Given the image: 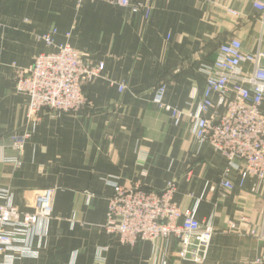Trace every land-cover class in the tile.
Wrapping results in <instances>:
<instances>
[{
    "label": "crops",
    "instance_id": "0c3cea01",
    "mask_svg": "<svg viewBox=\"0 0 264 264\" xmlns=\"http://www.w3.org/2000/svg\"><path fill=\"white\" fill-rule=\"evenodd\" d=\"M222 1L244 18L232 22L200 0H153L147 21L91 0H0V187L11 188L22 212L32 211L25 193L55 189L51 219L30 237L32 255L12 264H96L104 246V264H190L179 257L173 237L119 246L104 229L115 185L159 192L170 182L176 184L174 203L195 209L199 222L216 229L205 264H249L264 255V241L249 234L263 229L264 183L246 178L240 186L239 174L231 172L234 188L222 192L217 186L225 158L152 103L163 83L165 104L195 108L205 88L198 68L219 44L238 38L245 52L257 50L261 27L251 0ZM51 31L54 46L47 47L39 36ZM66 43L103 65L101 77L84 88L92 109L43 111L29 119L14 68H27L34 57ZM13 136H27L17 170L1 161L14 155ZM230 223L235 230H228ZM11 256H0V263Z\"/></svg>",
    "mask_w": 264,
    "mask_h": 264
},
{
    "label": "built area",
    "instance_id": "2783aa9c",
    "mask_svg": "<svg viewBox=\"0 0 264 264\" xmlns=\"http://www.w3.org/2000/svg\"><path fill=\"white\" fill-rule=\"evenodd\" d=\"M84 0H78V3ZM128 10L133 15L149 20L153 0H91ZM221 9L228 19L237 22L244 18L241 10L222 0H200ZM239 2L241 0H233ZM259 15L261 27L258 48L245 52L238 38L222 42L211 61H204L198 73L204 78L205 88L201 102L186 111L164 102L166 86L160 83L153 93L152 103L168 114L175 127L188 126L189 133L199 143L208 144L227 162L223 178L218 184L222 192L234 188L228 175L237 172L240 186L246 178H257L264 183V0H251ZM51 31L40 39L53 47ZM102 64H94L86 55L61 44L54 52L33 58L27 68H16V92L28 98L26 115L35 119L43 111L56 114H76L90 106L84 93L87 84L101 77ZM124 86L119 85L122 92ZM213 110V114L208 116ZM27 136H13L9 147L22 153ZM7 164L20 165L16 157H3ZM176 184L170 182L156 192L140 186H114L108 199L105 232L117 240L119 246L133 247L138 241L165 240L173 237L179 244V257L190 264H205L206 254L216 229L195 218V209H180L173 201ZM31 212H22L13 204V194L0 187V256L12 253L7 264L32 255L30 237L40 222L52 216L54 188L35 193ZM264 215V212H263ZM247 222V218H241ZM230 223L228 230H235ZM249 234L264 241L261 233ZM108 247L97 250L96 264H104L101 254ZM2 264V263H0ZM249 264H264V255Z\"/></svg>",
    "mask_w": 264,
    "mask_h": 264
},
{
    "label": "rangeland",
    "instance_id": "374dc122",
    "mask_svg": "<svg viewBox=\"0 0 264 264\" xmlns=\"http://www.w3.org/2000/svg\"><path fill=\"white\" fill-rule=\"evenodd\" d=\"M78 1V0H77ZM101 3V2H100ZM49 33V32H48ZM47 34V33H46ZM45 35V33L43 34V35H40L39 37H43ZM16 72H17V69H15L14 68V79H15V77H16ZM15 81V80H14ZM16 82V81H15ZM16 84V83H15ZM87 95V94H86ZM85 95V96H86ZM87 97V96H86ZM88 99V98H87ZM88 102L90 103V106L89 107H86L85 109L86 110H88V111H90L91 109H92V105H91V102H90V100L88 99ZM24 150V149H23ZM13 152H14V155L13 156H10L9 158H11V157H16L17 159H18V161L20 162V165H18V166H16V165H12V164H9V165H12L13 167H14V169L15 170H17V169H19L20 167H21V165H22V160H21V156H22V153H19L18 152V154L14 151V150H12ZM5 157H7V156H4V158ZM3 158V157H2ZM2 161V160H1ZM2 163H4V164H7V163H5V162H3L2 161ZM2 188H4V187H2ZM5 188H7V189H11V188H9V187H5ZM47 188H52V187H47ZM43 189H45V188H43ZM43 189H41V190H43ZM41 190H35L33 193H31V195L29 194H27V193H25V196L27 197V200H30V202L28 201L27 202V207L28 208H31L32 209V207H33V199H34V196L36 195L35 193L36 192H38V191H41Z\"/></svg>",
    "mask_w": 264,
    "mask_h": 264
},
{
    "label": "trees",
    "instance_id": "16d2710c",
    "mask_svg": "<svg viewBox=\"0 0 264 264\" xmlns=\"http://www.w3.org/2000/svg\"><path fill=\"white\" fill-rule=\"evenodd\" d=\"M219 45H220V44H219ZM219 45H218V46H219ZM218 46H217V48H218ZM217 48H216V50H217ZM216 50H215V52H216ZM213 58H214V57H213ZM213 58H212V59H213ZM212 59H211V60H212ZM211 60H209V61H211Z\"/></svg>",
    "mask_w": 264,
    "mask_h": 264
}]
</instances>
